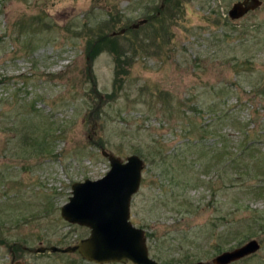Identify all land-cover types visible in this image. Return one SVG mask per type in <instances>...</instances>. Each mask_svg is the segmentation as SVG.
<instances>
[{
    "label": "rangeland",
    "instance_id": "obj_1",
    "mask_svg": "<svg viewBox=\"0 0 264 264\" xmlns=\"http://www.w3.org/2000/svg\"><path fill=\"white\" fill-rule=\"evenodd\" d=\"M241 1L0 0V264H91L35 250L89 235L60 209L109 171L102 151L144 161L130 221L151 259L254 239L234 264H264V0L229 19Z\"/></svg>",
    "mask_w": 264,
    "mask_h": 264
},
{
    "label": "water",
    "instance_id": "obj_2",
    "mask_svg": "<svg viewBox=\"0 0 264 264\" xmlns=\"http://www.w3.org/2000/svg\"><path fill=\"white\" fill-rule=\"evenodd\" d=\"M260 6L259 0L237 2L229 10L228 17L231 20L240 19ZM144 24L146 20L132 26V29ZM118 34H124V30ZM118 34L113 33L111 37ZM102 156L109 163V171L105 176L95 181L74 183L68 202L61 207L63 220L89 229L88 237L63 249L50 247L49 252H78L83 260L95 264H159L149 257L144 231L135 228L129 221L130 203L139 190L143 160L131 155L122 161L105 151H102ZM259 249L260 244L250 240L216 256L211 264H232L257 253ZM45 252L46 248L35 250L36 254Z\"/></svg>",
    "mask_w": 264,
    "mask_h": 264
},
{
    "label": "trees",
    "instance_id": "obj_3",
    "mask_svg": "<svg viewBox=\"0 0 264 264\" xmlns=\"http://www.w3.org/2000/svg\"><path fill=\"white\" fill-rule=\"evenodd\" d=\"M166 1H170V0H166ZM113 38L107 37L105 36H98L95 40H89L87 42V49H86V55L90 60H94L104 49H108L110 51H114V44H113ZM117 58L115 59L116 61V74L117 73H124V71H122V63L120 61V57L118 58V54ZM118 75V74H117ZM118 79V76H116V80Z\"/></svg>",
    "mask_w": 264,
    "mask_h": 264
},
{
    "label": "flooded vegetation",
    "instance_id": "obj_4",
    "mask_svg": "<svg viewBox=\"0 0 264 264\" xmlns=\"http://www.w3.org/2000/svg\"><path fill=\"white\" fill-rule=\"evenodd\" d=\"M147 21H148V20H146V24H147ZM75 253L77 254V252H75ZM75 253H74V254H75Z\"/></svg>",
    "mask_w": 264,
    "mask_h": 264
}]
</instances>
